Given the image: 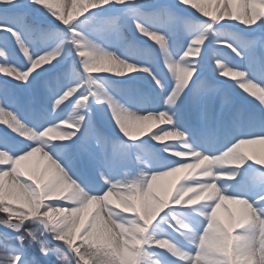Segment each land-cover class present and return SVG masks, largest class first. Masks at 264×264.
Returning a JSON list of instances; mask_svg holds the SVG:
<instances>
[{"label":"bare ground","instance_id":"1","mask_svg":"<svg viewBox=\"0 0 264 264\" xmlns=\"http://www.w3.org/2000/svg\"><path fill=\"white\" fill-rule=\"evenodd\" d=\"M228 2L231 3V0H228ZM215 3L203 5L210 13L209 17H203L202 14H197L191 10L190 5L187 8L180 4L179 0H138L135 6L146 14L157 13L158 10L165 9L166 11L159 12L158 20H155V17L152 19L133 17L126 5L109 4L95 10L90 9L92 11L87 15L86 19L97 15L101 9L109 8V11L103 15L102 24H99L98 27L85 31L82 28H77L76 30L85 39L104 51L115 53L120 60L126 63L147 68L152 74L135 72L126 74L123 77H116L108 73H94L92 74V78L97 81L110 97L124 108L130 109L138 115L147 114L152 110H155V112L165 111L164 100L172 90L173 77L165 67L163 51L154 42L137 32L133 19L141 23L148 30L162 34L166 39L165 46L168 55L173 62H177L187 49L189 43L196 38L199 31L195 34H190L191 32L188 31L189 27H186L187 19H200L205 23H211L208 19L211 18V15H216L220 12L225 0H215ZM0 11L9 12L11 8L10 6L1 5ZM172 16L174 17L172 18ZM79 18V14L75 15L72 22ZM116 18L121 19L122 25L129 30L130 37L132 38V43L126 46L127 49H123V44L116 39L119 38L118 27H113L108 23V21L116 20ZM1 23L5 26H1L0 29L7 27L15 29L13 24H7L5 20ZM89 23L94 24L93 21ZM216 27L229 30L233 32V35L224 40H219L217 36L208 35L201 46L197 45L199 46V55L196 57L189 56L185 61V63L191 64L195 68V75L192 78L193 83H190L184 90L176 103V107L169 113L172 115L175 127L187 137L189 146L196 151L210 156L221 154L218 150L223 143H228L230 146L241 136L254 138L250 134L251 131L253 129L258 131L261 126H264V109L261 108L260 103L243 93L236 86L235 82L219 76V69L215 67L214 61L215 57L229 68L247 70L254 80L264 82V51L261 50L260 44L257 42L254 48L248 50L240 49L239 47L243 41L241 34H246V41H251L252 37L262 36L264 33L256 29V26L248 28L233 21H221L219 24L213 26L214 29ZM23 42L28 47L30 55L33 58L54 48V44L38 48L39 46L34 44L31 39L23 40ZM225 45H230L231 47H225ZM233 47L241 53L239 56L231 50ZM0 51L5 53V57L0 58V67H11L20 72L27 71L30 67L28 60L16 45L15 39L8 32L2 30H0ZM59 58L32 72L26 83L18 82L9 76L0 74V108L13 112L23 123L37 131L41 125L47 126L49 123H60L65 120L71 113L75 101L79 99V93L74 94L69 101L64 102L53 112L51 108L52 96L50 92H47L46 87H44L47 78L59 79V85L62 86L60 92H62L70 85L77 86L78 84H83L84 76L82 73V77L79 80H73L72 64L64 63ZM78 68L82 72L81 63ZM153 77H156L160 81L161 88H157ZM207 83H210V85ZM133 84L141 85V87L132 91L129 90V93L124 92V88L130 87ZM197 84L199 85L198 89L193 91ZM87 88V85H83V87L79 88V92H86ZM81 114L84 115L82 126L72 139L63 142H51L50 146L44 148V151L59 163L67 175L72 180H75L85 191L92 195H101L108 186L100 181V174H103L110 182L123 179L125 173L131 179L135 177L139 170L137 164L134 168L135 170H127V172L124 171L123 164L126 161L135 162V156L141 154L137 153L133 148H130V150L117 149L112 144L107 149L104 147V143L109 137L111 140L118 139L124 142H132L126 140L118 131L107 104H97L92 98H89L86 108ZM88 125H91L89 139L82 143V137ZM102 127L106 130V133L101 131ZM97 133L102 138L99 143L97 142ZM4 137L9 139L10 146L13 148V153L15 154L16 150L22 146L19 138L11 133L5 125H0V138ZM139 141H146L150 146L149 152L144 154V156L164 162L162 165L154 163V170H167L169 165L173 162L179 163L181 162L180 160L196 163V157L191 154L183 158L167 155L163 152L165 146L154 144L148 136L135 142ZM214 141L216 143L213 144ZM54 144H62L64 147L60 150ZM253 169L256 172L253 177L254 181L248 179V183L245 184L243 177ZM17 170L21 173L26 170L30 174L22 176V180H27L30 177H40V173L36 170L35 158L26 162V169L18 167ZM220 171L222 177L225 175L234 176L232 180L221 178L216 181L217 187L221 190L222 194L235 196L234 194L237 190L238 197L245 198L249 203H252L254 199H258V194L264 191V184L259 182L257 175L258 173H264V168L254 165L250 161H246L239 169L228 167ZM184 183L191 184L192 182L184 181ZM175 184V177L167 178V183L162 190L153 189L151 193L143 194L141 202L145 205H150L153 203V195L159 197L162 192H167L169 202L171 203V197L175 194ZM246 185L250 186V190L246 188ZM10 188L11 186L8 182L3 177H0V194L7 193ZM15 197L17 196L15 195ZM17 198L23 199V197ZM201 203H208V201L202 200ZM168 209L170 211L181 209L185 213L184 218L189 223H197V225H193L194 227L190 225L195 233H201L205 227L203 217L196 214L197 210L208 211L204 209L203 204H197L189 208L173 204ZM236 212L235 206L225 201L219 207L215 221L228 225L230 216H234ZM80 219H84L86 222L88 213H82ZM167 219L164 222L162 221V223H167V225L170 223L174 224L168 215ZM201 223H204V225L201 229H198V225L200 224L201 226ZM1 229L4 233L11 232V230H6L3 227ZM168 236L171 243H173L172 240L180 242V248L176 246L179 250L186 253H194L195 249L178 232L174 231L173 234L172 232L168 233ZM156 238H159V236H156ZM58 244L66 248L62 242H58ZM131 245L129 243L127 247ZM115 248L117 249L119 258H124L128 261V264H131V257L128 255L126 247L115 246ZM147 248L149 250L144 253V260L149 257L153 259L155 254L161 251L168 257V261L165 264H180V261L174 259L166 250H163V252L159 249L158 251L157 248L149 247L148 245Z\"/></svg>","mask_w":264,"mask_h":264},{"label":"clouds","instance_id":"2","mask_svg":"<svg viewBox=\"0 0 264 264\" xmlns=\"http://www.w3.org/2000/svg\"><path fill=\"white\" fill-rule=\"evenodd\" d=\"M46 12L56 17L60 24L67 20L71 23L75 15L87 9L94 0H70L72 16L69 17L64 0H30ZM184 0H180L182 4ZM198 8H203L199 0H189ZM221 21L238 22L248 28L256 26L264 33V0H225L223 8L216 14L211 23L199 26L195 47H190L184 56L180 57V63L188 71H195L191 64L185 63L186 59L199 55V45L208 35L216 36L213 26ZM258 22H260L258 24ZM80 28V26H77ZM253 29V30H256ZM72 35L62 46L70 45L84 66V73L88 77V95H91L97 104H107L113 114L118 131L128 141H138L148 136L157 145L165 146L163 152L175 158H183L189 154L196 157V163L177 164L168 167L167 170H154L153 164L162 165L164 162L144 155L135 156L138 171L135 177L129 179L127 173L124 178L110 182L103 174L99 179L107 185V190L102 195H92L85 191L75 180H72L59 166L51 172L47 179L45 173L49 171L50 164L45 166L44 172L39 178L30 177L31 184L22 182V176L30 175L26 170L21 175L18 167L26 169V162L35 156H47L43 151L51 142L71 139L78 131L79 124L84 120L81 114L86 108V103L77 101L68 117L58 124L44 128L36 133L31 129L19 125L18 122L8 121L7 126L23 140L35 145L28 153L16 157L15 161L7 155L6 151H0V164L12 163L13 171L9 176L12 184L17 188H10L7 193L0 194V227L6 230L11 227H21L20 235L29 241L40 239V236L49 235L56 240L57 234H63L75 224L82 213H88L85 222V231L90 233L89 241L94 248L110 251L113 245L127 247L129 243L171 250L173 245L167 240L146 235L150 222L173 204L185 208L203 204L204 209L197 210V215L208 219L216 212V206L220 201H226L235 206L237 212L230 216L228 225L215 221L214 227L205 228V233L197 237L195 231L181 219L169 213L171 220L176 225L173 231L188 243L195 244L200 258V264H264V191L258 194V199L252 203L238 196H224L217 187L216 181L221 178L231 179L232 175L222 177L220 170L232 167L240 168L245 161L264 168V138L238 141L231 149L218 156L201 155L200 152L189 146L184 133L176 127H172L173 119L169 113L176 107L178 96L165 99L166 110L149 112L144 116L138 115L130 109L117 103L108 102L109 96L105 90L92 78V73H108L120 77L124 73L125 62L120 60L115 53H109L112 59H99L97 56L85 55L84 50L71 41L79 42L83 37L75 30H69ZM222 35H228L223 33ZM251 41L258 42L264 51V35L254 36ZM95 45V44H94ZM166 45V41H165ZM95 50L104 51L95 45ZM225 47H231L225 45ZM235 52V49H232ZM57 55L59 52L56 53ZM240 54L237 53V56ZM5 53L0 51V58ZM25 57V56H24ZM54 58V57H53ZM215 67L219 69V76L236 83V86L248 97L253 98L264 105V82L254 80L247 70H238L227 67L219 59L214 57ZM31 71V69L29 70ZM0 74L9 76L14 80L26 75L11 67H0ZM87 100V96L83 98ZM55 112V108L53 109ZM0 123H6L0 119ZM50 159V158H49ZM175 177V194L171 197V203L167 192L161 196L153 195V203L143 204L142 197L145 193H151L153 189L162 190L167 183V178ZM184 181H191L186 184ZM23 193V199L16 202L14 193ZM207 200L208 203H201ZM59 202V203H57ZM256 205V207H254ZM35 213V216H33ZM130 214V215H129ZM33 222L26 225L25 221ZM172 227V224H169ZM235 229H242L240 235H234ZM93 247H82L81 251L96 256L95 264H108L105 257L97 255ZM131 250H135V247ZM57 264H72L68 256L62 255ZM0 264H12L9 254L0 251ZM148 264H158V261L148 258ZM191 264V262H190Z\"/></svg>","mask_w":264,"mask_h":264},{"label":"snow or ice","instance_id":"3","mask_svg":"<svg viewBox=\"0 0 264 264\" xmlns=\"http://www.w3.org/2000/svg\"><path fill=\"white\" fill-rule=\"evenodd\" d=\"M64 2L67 6L69 17H71L72 16L71 2H70V0H67V3H66V0H64ZM179 2H180V0H179ZM199 2L202 5H205V4L215 3V0H199ZM29 3H31L30 0H29ZM137 3H138V0H94V2L87 9H85L84 11L79 13V16H80L79 19H76L74 22H72L73 21V19H72L71 23H68V21L66 20L64 22V24H60V22L56 19V17L51 14V10H49V12H47V13L49 15H51L59 25L63 26V28L66 29V33H65L64 31H59V30H54L51 32H43L40 29L26 23L25 22V14L22 11H20V9H22L24 7L23 0H0V5H4L6 7L10 6V8H11V12H10V15H9L6 23L13 24L15 26V29H19V33L14 28H11V27L2 28L0 30L8 32L15 39V43L18 46L20 52L23 54V56H25V58L28 60V63L30 65L28 70L23 72L26 75L16 79V81L21 82V83H26L28 81V77L31 75L32 72H34L37 69H39L45 65H48V64L52 63L53 61L57 60L62 53V46L67 41V38L72 35V33L69 31L70 29L75 30L76 32L79 33V35L81 37H83V39H81L79 42L71 41V43L77 44V46L80 49L84 50L85 55L97 56L99 59H112L113 57L111 55H109L108 52L96 51L95 50L96 46L93 43H91L89 40L85 39L84 36L79 31L76 30L78 28L77 26L78 25L80 27L83 26V23L86 22L87 15L92 10H95L97 8H100L102 6H106L109 4L126 5L128 8V11L130 12V14L133 17H141L142 19L146 18L148 15L159 14V12L166 11L165 9H160V10H158L157 13L146 14V13L140 11V9L135 6V5H137ZM31 4L36 5L38 8L41 9V7L39 5L34 4V3H31ZM182 5H184L185 7L190 5L191 10H193L197 14L198 13L202 14L203 17H209L210 16V13L205 9V7L198 8L195 5H193L192 3H190L189 0H184ZM187 8H189V7H187ZM69 9H71V10H69ZM90 9H92V10H90ZM215 17H216V15H211V18L208 20L210 22H212V20H214ZM108 23L113 27H118L117 21L115 19L108 21ZM133 24H134V26H135V28L139 34L146 37L148 40L154 42L163 51L165 67H166L167 71L171 74V76L173 77V82H174L172 90L170 91L169 95L165 99H171L174 96H178L180 98V96L182 95L184 90L190 85V83H193L192 78L195 75V71L193 72V71L186 70L182 66V64H180V63L173 64V61L170 58V56L168 55V52H167V49L165 46L166 39L162 34H159L155 31L148 30L141 23L137 22L135 19H133ZM33 33H37L42 41H55L56 42L55 47L49 51H45L43 54H41L39 56L33 58L30 55L28 47H26L25 43L23 42V40H30ZM195 39H193L189 43L187 49L184 51L182 56H184L185 52L189 51L190 47H195V45L193 44V41ZM203 43H204V40L202 43L199 44V46H201ZM255 44H256L255 41L241 42L239 47H240V49L248 50L250 48H254ZM233 48H231V50ZM234 49H235L234 53L236 55H237V53L241 54L239 51H237L236 48H234ZM57 52H59L58 55L56 54ZM81 67H82V73L84 76L83 84H78L77 86H71L70 85L66 90H63L62 92H60L59 95H57V92H59L60 88L62 87L61 85H57L55 88L50 87L49 91H50V94L52 96V105H51L52 111L54 108L56 111L64 102L69 101V99L71 97H73L74 94L79 93V99H77L75 101L74 105L77 104V101H81V102L87 104L89 98H92L91 95H88L87 91L86 92H79V88L83 87V85L88 86V82H89L87 75L84 73V66L82 64H81ZM30 69H31V71H29ZM123 71L126 74H131V73H135V72H143V73H147L148 75H152L147 68L137 67V66H134L133 64L126 63V62H125V66H124ZM94 73H92V74H94ZM123 76H125V75L122 74L120 77H123ZM80 78H81L80 73H76L72 77L73 80H79ZM153 81L156 84L157 88L162 87L160 81L158 79H156V77H153ZM198 87H199L198 84L195 85L193 91L198 89ZM85 96H87L86 101L83 100V98ZM107 100L109 103H111L113 105H116L118 103L117 101H115L110 96L107 97ZM260 106L262 109H264V105H260ZM111 115L113 117L112 113H111ZM144 115H146V114H144ZM144 115H141V116H144ZM0 119H3L6 122V123H0V125H5L11 133L15 134V136L19 138V142L22 145L21 147H19L16 150V153L14 154L13 148L10 146L9 139L6 137L0 138V151H6L7 155L9 157H11V159L13 161H15L16 157L23 156L25 153H28L30 151V149L35 147V145L29 141L23 140L22 137L18 136L15 132H13L7 126L8 121L18 122L19 125H23L24 127L29 128L33 132H36V133L43 131L44 128H46V127H50L54 124H58V123H49L47 126L41 125V126H39V130L37 131L36 129L31 128V127L27 126L25 123H23L13 112L6 111L3 108H0ZM81 126H82V122L79 124L78 131H79ZM172 127H175L174 123H173ZM90 129H91V125H88L85 128L84 136L82 137V141H81L82 143L89 139ZM76 132H75V134H76ZM250 134L254 138H237L223 152H226L229 149H231L233 147V145H235L238 141L264 138V126H261L258 131L253 129ZM96 136H97V142L98 143L101 142L102 138L100 137V134L97 133ZM68 140H70V139H63L62 138L61 142L68 141ZM55 147L57 149L62 150L64 145L57 144ZM43 151H44V149H43ZM44 152H46V151H44ZM201 155H207V154L201 153ZM208 156H210V155H208ZM216 156H218V155H216ZM34 158L36 160V170L40 174L42 172H44L45 166L50 164L49 171L47 173H45V176H44L45 179H47L49 177L51 172L54 171L57 168V166H59L61 169H63L59 163H57L55 160H53L50 157L49 154L47 156H35ZM32 159H30V160H32ZM180 161L181 162H179V163L173 162L168 167H175L177 164L190 163V162H187L186 160H180ZM245 162L242 165H244ZM12 171H13L12 163L0 164V177H3L8 182V184L11 186V188H17L18 186L12 184V182L9 180V176L12 174ZM63 171L65 172L64 169H63ZM161 171H163V170H161ZM21 175H24V174L21 173ZM257 175H258L259 182L261 184H264V173H258ZM232 179H234V176H232L231 179H229V180H232ZM29 181L30 180L27 179V180H23L22 182L31 184V181L30 182ZM14 195H16L17 197H23V193L20 191H16L14 193ZM222 195L228 196L226 194H222ZM224 202L225 201L221 200L220 204H222ZM193 206H196V205H193ZM219 207H220L219 205L216 206V212L210 218H208V219L203 218L205 220V227L202 229L201 233H196L197 237H199L205 233V228L214 227L216 215H217V212L219 211ZM165 209H168V208H165ZM208 211H211V208H209ZM161 212H159V214ZM158 215L155 216V218L150 222V225L153 224V222L156 220ZM33 216H35V213H33ZM26 222H29V221L26 220L25 223ZM175 227H176V225L172 224V228H175ZM9 230H11L12 233L16 234L14 238H15L17 246L13 247V246L9 245L6 241H0V251H3L5 253L9 254V259L12 262V264H29V262L26 259H24L22 252H21V249H22L25 242H27L28 244H35L42 256H47L49 254L50 250L48 248H46L44 246V244L41 243L40 239H32L31 241H29L27 239H24L20 235V233L22 232V226L21 227H11L10 226ZM148 231H149V229H148ZM233 231H234V235H240L243 232L242 229H235ZM89 235H90V233H87L85 231V220L80 219L75 224H73L67 232H65L63 234H57L55 241L62 242V244L66 247L68 253H70L71 256L75 259L76 264H95L96 256L89 255V254H86V253L81 251L82 247H93L94 248V246H92L90 244ZM159 239L167 240L169 242V244L173 245V248L171 250L165 249V248H157L154 244L152 245V247H155V248L161 249V250H166L174 259L180 261V264H190V262H191V264H200V258L198 256V251H197V247L195 244H190L195 249L194 253H186L184 251L179 250L168 239H166V238H159ZM143 247H144L143 244H138L135 246V250H131V249L126 250L128 252V255L131 257V264H144L145 254L141 252V249ZM94 251L96 252L97 255L105 257L108 264H128V261H126L124 258L118 259L115 256L114 252H112V251H105L103 249H97V248H94ZM53 254H55V257L57 260H59V258L62 255H65V254L59 253V252H54Z\"/></svg>","mask_w":264,"mask_h":264},{"label":"rangeland","instance_id":"4","mask_svg":"<svg viewBox=\"0 0 264 264\" xmlns=\"http://www.w3.org/2000/svg\"><path fill=\"white\" fill-rule=\"evenodd\" d=\"M20 11H22L25 14V22L26 23L40 29L43 32H51L54 30H59V31H64L66 33V29H64L63 26L59 25L51 15H49L43 9L38 8L36 5L29 3V0L24 1V7L22 9H20ZM108 11H109V8L101 9L97 13V15L91 16L90 18L86 19V22L83 23V26L80 27V29L82 28L85 31V30H89L90 28H93V27H98L99 24H102L103 15L107 14ZM10 12L11 11H9V12L0 11V27L5 26L1 22L3 20H5V23H6L9 15H10ZM173 17L174 16H172V18ZM147 18L148 19L154 18L155 20L159 19L158 14L148 15ZM181 20H183V18H181ZM88 21L89 22L93 21L94 24H90ZM116 21H117L118 30H119V33H118L119 38H116V39H118L123 44V48H124L129 43H132L131 42L132 38L130 37L129 30L122 25L121 19L116 18ZM7 24H11V23H7ZM203 24H205L204 21H202L200 19H193L192 18L190 20L187 19V23H186L187 26L186 27H189L188 31L191 32L190 34H195L199 30V26L203 25ZM15 30L19 33L18 29H15ZM214 30L215 31L219 30L217 32L218 35H216L219 38V40H224L225 38L233 35V32H231L229 30H225V29H220V27H216ZM223 33H227L228 35H222ZM241 38L243 39L242 42H247L246 41V39H247L246 34H241ZM31 40L34 42V44H37L39 46L38 48H43L46 45L51 46L52 44H54V47H55V44H56L55 41H42L37 33H33ZM59 59H62V61L64 63L72 64L71 66L73 67L74 75L76 73H80L81 77H82V72L78 68V66L80 64V60L78 57H76L74 55V51L72 50V47L70 45H67L64 47ZM59 84H60L59 79L49 77V78H47V81H46L44 87H46L47 92H50L49 91L50 87L55 88L54 86L59 85ZM207 84L210 85V83H207ZM140 87H141V85L133 84L130 87L124 88V92L129 93L128 92L129 90L132 91V90H134L136 88H140ZM59 93H60V90H59V92H57V95ZM151 112H155V110H152ZM99 124H100V121H99ZM101 131L103 133H106V130L103 127H102ZM243 137L244 136H241L240 138H243ZM111 144L113 145V147H116L117 149H122V150L123 149L130 150V148H133L137 153H139L141 155L148 153L149 152L148 150L150 149V146H149L148 142H146V141L124 142V141H120L118 139L117 140L116 139L111 140L110 137L107 138L106 142L104 143V147L107 149L108 147L112 146ZM54 146H56V144H54ZM226 146L228 147L229 144H227ZM227 147H223V148L219 149L218 152L222 153ZM125 163L123 164V169L125 172H127V170H133L136 167L135 162L126 161ZM163 169H166V168H163ZM254 174H256L254 169L249 171L246 174V178L243 182L245 184H247L248 179L251 181H254L253 180ZM246 188L248 190H250L249 185H246ZM237 194H238V192L236 190L234 195L238 196ZM15 198H16V202L21 201V199H19L17 197H15ZM171 211L169 209H165L164 211H162L161 214H159L158 217L156 218V220L153 222V224L149 226V231L146 235H152L155 237L159 236V238L161 237V238H166V239L170 240L168 233L172 232V234H173V232H174L173 228L169 227V225H167V223H162V221L164 222L165 219L168 220L167 215L169 213L176 216L178 219L183 220V222L187 223L189 226L190 225H192V226L197 225V223H189L186 220V218H184L185 213L181 209H176V210H171ZM2 215H4V214L0 213V216H2ZM162 218H164V219H162ZM169 218H170V216H169ZM28 223H33V222H26V225ZM164 224H166V225H164ZM203 225H204V223H201V226L199 224L198 229H201V227ZM15 235L16 234L12 233V232L4 233L0 229V241H6L9 245H11L13 247L17 246L15 238H14ZM40 241L42 244H44V246L46 248H48L50 250L49 254L47 256H42L35 244H28L27 242H25L22 249H21V252H22L24 259H26L29 262V264H57L55 254H53L54 252H59V253L65 254L72 261V264H76L75 259L71 256L70 253H68L67 249L64 248L63 246H60L58 244V242L51 239V237L49 235L45 234L43 236H40ZM172 242L175 246L180 248V242L179 241L172 240ZM134 247H135L134 245L128 246V247H126V250L132 249ZM148 250H149V248H147V245H144V247L141 249V252L145 253ZM110 251L114 252L115 256L119 259V256L117 255V249L115 248L114 245L112 246ZM158 251H159V249H158ZM159 252L156 253L155 256L152 254L155 257V258L153 257V259L157 260L158 264H165L168 261V257L165 254H163L161 251H159ZM144 264H148V259L144 260Z\"/></svg>","mask_w":264,"mask_h":264}]
</instances>
